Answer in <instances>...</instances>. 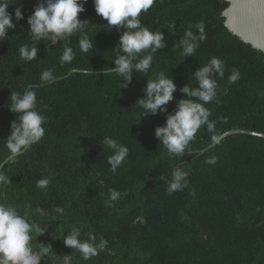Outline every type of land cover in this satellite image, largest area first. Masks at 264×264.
<instances>
[{
    "label": "trees",
    "instance_id": "obj_1",
    "mask_svg": "<svg viewBox=\"0 0 264 264\" xmlns=\"http://www.w3.org/2000/svg\"><path fill=\"white\" fill-rule=\"evenodd\" d=\"M83 2L79 17L86 20L85 35L93 48L81 53L80 33L73 35L69 46L75 58L70 64L60 63L62 41L52 47L41 41L36 60H20L19 48L32 43L27 18L38 0H20L24 19L19 22L14 17L19 5L9 6L16 26L0 40V164L12 180L0 186V202L15 205L45 229L32 240L34 248L40 243L53 248L41 264H56V254L70 255L72 264H264V137L235 133L201 152L212 142L205 126L186 150L195 155L174 157L154 135L166 114L142 116L143 109L135 106L145 96L148 79L163 72L177 84L175 99L166 106L174 112L177 102L186 98L179 89L196 87L193 73L215 56L224 61L225 76L216 77L217 100L205 106L216 132L220 136L243 128L264 133V96L258 95L264 92V52L227 28L226 0H155L140 19L150 30L164 32L166 47L152 54L147 73L134 72L128 87H121V77L103 75L106 66H115L118 26L109 30L107 21L97 16L94 0ZM200 21L207 39L194 55L183 57L176 45L189 26ZM172 22L174 35L165 27ZM234 68L240 79L229 85ZM44 69H52L57 80L36 87ZM74 69L93 70L98 76ZM30 87L37 95V110L46 117L45 135L24 155L4 163L9 154L5 139L16 118L9 108L11 92ZM105 137L129 150L115 174L107 163L112 153L101 145ZM212 156L217 162L206 164ZM177 166L189 173V186L166 195L160 177L170 179ZM45 176L50 184L37 188L36 181ZM111 188L127 195L109 207ZM73 226L81 229L82 240L89 233L97 241L103 237L107 248L83 260L63 242Z\"/></svg>",
    "mask_w": 264,
    "mask_h": 264
},
{
    "label": "clouds",
    "instance_id": "obj_2",
    "mask_svg": "<svg viewBox=\"0 0 264 264\" xmlns=\"http://www.w3.org/2000/svg\"><path fill=\"white\" fill-rule=\"evenodd\" d=\"M155 0H94V7L97 16L107 21L108 29L117 26L123 27L126 31L120 36L118 46L114 49L117 54L114 57L115 66H106L103 75L115 74L122 78L121 87H128L132 82L134 72L147 73L152 66L153 55L159 49L166 47L165 34L162 30L152 31L142 24L141 13H147L153 6ZM11 4L19 6L14 10L15 21L24 19L22 11L23 5L20 0H0V40L4 39L9 30L15 28L13 13L8 11ZM83 0H38L34 5V11L27 18L29 25V35L31 45L25 44L19 48V58L27 63L36 60L38 57V45L41 41H47V47H52L58 42L63 43V52L60 56L61 65L70 64L75 53L70 47V38L76 33H80L78 48L81 53H88L93 48V43L85 30L88 27L79 14L84 11ZM173 35L175 34V22L165 26ZM197 31L194 32L192 29ZM207 39L205 23L200 21L190 25L189 29L183 33L179 44L181 55L188 57L194 55L200 47L201 42ZM82 75H97L93 70L74 69ZM71 74V73H69ZM197 82L196 87L186 84L179 90L185 94L184 99L177 102L174 112L169 113L167 104L175 99L174 92L177 84L173 78H168L163 72L155 75L154 79H148L144 89L145 96L136 101L135 106L143 109V115H156L160 112L166 114L165 124L155 128V137L159 144L163 145L167 153L174 157H184L185 155H195L186 152L192 141L195 140L197 132L202 128H207L211 134L212 143H219L220 136L216 132L215 122L210 120L211 111L205 105L217 100L218 82L216 77L221 79L225 76L224 61L213 56L203 67H199L193 73ZM240 79L239 69L234 68L227 78L229 85ZM52 69H44L40 74V84L56 82ZM228 89H224L226 95ZM264 96V92L258 93ZM10 110L16 114V118L11 123V133L5 139V147L8 150L7 160L4 163L15 161L19 156L24 155L34 144L40 142L45 135L46 117L37 110V95L30 87L23 92H11ZM103 148L111 151L107 158L110 171L115 174L126 161L128 155L127 146L119 143L112 137H105ZM217 162L215 156L205 160L206 164L214 165ZM189 173L182 167L177 166L171 173V178L165 180L167 185L166 195H172L177 191H182L189 186ZM11 177L3 170L0 164V186L10 185ZM50 184V177L45 176L36 181V187L46 189ZM122 193L115 188L108 191L106 206L111 207L113 202L119 201ZM192 195H195L193 192ZM40 224L30 221L27 215H21L17 207L12 204L0 202V264H41L42 258L45 260L53 254L52 246L40 243L38 248L32 244L33 236L39 237L45 234ZM64 245L77 251L83 260L88 261L96 257L107 248L108 241L89 233L87 239H81V229L73 226L68 230L63 238ZM56 264H72L70 255H55Z\"/></svg>",
    "mask_w": 264,
    "mask_h": 264
},
{
    "label": "water",
    "instance_id": "obj_3",
    "mask_svg": "<svg viewBox=\"0 0 264 264\" xmlns=\"http://www.w3.org/2000/svg\"><path fill=\"white\" fill-rule=\"evenodd\" d=\"M229 4L223 11L224 23L227 28L240 37L245 43L264 52V0H226ZM120 35L122 27L118 26ZM235 133L252 134L264 137L263 132L235 128L220 135V141L228 135ZM210 143L201 152L215 146ZM4 164V163H3Z\"/></svg>",
    "mask_w": 264,
    "mask_h": 264
}]
</instances>
